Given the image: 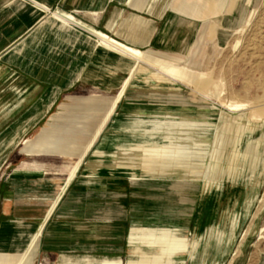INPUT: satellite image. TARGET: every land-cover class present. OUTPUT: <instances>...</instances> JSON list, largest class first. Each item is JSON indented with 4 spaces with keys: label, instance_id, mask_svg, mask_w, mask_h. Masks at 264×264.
<instances>
[{
    "label": "crops",
    "instance_id": "0c3cea01",
    "mask_svg": "<svg viewBox=\"0 0 264 264\" xmlns=\"http://www.w3.org/2000/svg\"><path fill=\"white\" fill-rule=\"evenodd\" d=\"M127 1L0 0V138L13 140L1 155L16 156L15 160L0 162V170L9 172L0 178V258L19 254L31 238L26 253L33 255L37 233L43 228L42 250L49 256L51 252H59L57 264H65L61 255L65 251H86L91 259L99 253H121L117 260H103L99 264H211L212 251L218 252L215 255L221 256L224 264L227 245L240 220L247 215L243 208L250 209L255 202L257 179L250 174L248 179L229 180L226 185L233 187L231 199L227 201L225 197L226 201L217 207L227 219L222 238L217 242L212 239H219L220 230L206 223L209 214H202L199 219L200 235L188 227L187 213L196 198H202V211L207 207L204 201L209 197L208 190L194 191L204 181L180 193L179 180L169 175H164L169 179H141L137 186L145 181L169 182L168 193L152 199L144 197L142 207L138 203L129 209V201L134 198L130 197L129 183L119 187L115 194L114 180H99L88 174L74 179L78 168L68 175L65 166L58 165V160L65 158L67 142L86 150L87 144L80 141L99 133L95 131L97 126L88 125L97 122L94 117L104 116L115 99L136 86L141 87L134 84L124 91L126 81L138 65L148 73L154 71L103 42L99 34L143 52L162 70L169 68L165 71L179 78L181 73L180 79L189 85L193 81L186 79L177 65L173 67L174 62L154 54L163 51L166 35L171 42L172 35H176L170 26L166 31L159 28L160 18L173 9L195 23L207 8L216 14L228 2L196 0L189 5L185 0H149L144 5L145 0L139 9L142 13L136 14L126 12ZM53 110H57L56 116L50 117ZM69 110L72 111L66 114ZM76 126L90 130L84 133L65 129ZM46 138L57 140L56 146L34 149ZM3 145L0 142V149ZM30 147L35 151L29 153ZM191 181L183 182L188 185ZM178 238L185 248L172 253L170 244ZM213 241H221V246L216 249L211 245ZM34 259L30 257V262Z\"/></svg>",
    "mask_w": 264,
    "mask_h": 264
},
{
    "label": "rangeland",
    "instance_id": "374dc122",
    "mask_svg": "<svg viewBox=\"0 0 264 264\" xmlns=\"http://www.w3.org/2000/svg\"><path fill=\"white\" fill-rule=\"evenodd\" d=\"M144 1L128 0L126 12L142 13L139 9L142 8L141 2ZM148 1L146 0L144 5ZM185 1L190 5L196 0ZM208 9L202 12L201 19L195 23H192V19L189 17L176 14L173 9H168L160 18L161 23H159V28L166 31L165 28L170 26L172 32H176V35H172L173 42L166 35L165 41L162 43L163 51H154V54L168 62H174L173 67L177 65L183 76L186 75V79L193 81L190 85H185L182 79L173 80L172 77H168L177 84L181 95L186 98L189 112H180L183 109L179 108L177 103L170 104L171 98L164 90L155 91L136 86L135 90H130L115 99L113 106H110L108 111L102 114L104 116L101 117L98 114L99 116L94 117L98 119L97 122L88 124L90 127L97 126L100 131L91 138L79 140L80 143H83L82 145L87 144L81 157H74L69 153H65V158L58 160V165L65 166V172H68V175L78 168L73 177L74 179L88 174L90 176L96 175L99 180H114L115 194L120 189L119 187L129 183L130 197H134L129 201V209L138 203L142 207V198L152 199V196L168 193L167 186L170 183L145 181L140 182L138 186L136 185L139 180L145 178L169 179L164 175L156 176L150 171V164L147 161L138 159L140 157L134 153L129 154L128 150L131 147L129 143L137 137L136 134H139L135 133V128L139 127L138 129L147 130L150 126L144 123L147 120L138 124L136 119L164 116L153 115L154 113H168L175 115V117L188 116V118L197 121L205 118L209 120V127L200 123H196L191 127L210 129L206 134L208 141L213 140V136L217 131L223 134L227 133V123L229 121L252 126V130L246 129L247 126H245L244 130L239 131L236 134L238 141L230 148L225 147L217 152L212 151L211 154L206 156V159L203 156L201 170L207 167L208 163H212L215 164L214 167L218 166L226 169L227 173L222 174L220 179H213L214 181L211 184L203 183V185L194 187V191L196 189L200 192L208 190L209 197L204 201L207 207L202 211V198H196L193 208L191 207V210L187 213L189 214L187 221L190 230H195L200 235L202 229H199V219L202 214L204 216L209 214L207 219L209 226L213 225L217 230H220L219 239L218 237L212 239L218 242L222 238L225 229L224 222L227 219L222 217L223 215L219 213L217 207L220 202L224 201L225 197L227 201L229 197L231 199L230 195L233 193H230L233 187H228L226 184L229 180L248 179L251 174L258 182L256 199L250 209L244 204L246 207L243 208V213L247 211V215L240 220L236 234L232 237L230 244L227 245L228 252L224 264H264V140L262 137L264 134V0H228L226 8L216 14L213 11L209 12ZM145 15L147 14L145 13ZM170 19H173L171 23ZM190 22L192 25H190ZM177 44L184 47H176ZM189 71L191 72L190 75H188ZM152 73H156V70ZM178 75L180 78L182 77L181 73ZM202 75L206 77L204 83L199 82ZM205 91L219 92L221 94L220 99L224 100L225 104L222 105L220 101L214 99L202 101L209 108L204 113L205 116L202 117L193 110L191 111L190 108L199 103ZM117 94H114V97ZM168 103L170 104L169 107L165 105ZM231 103H244L248 106L240 111H231L229 108ZM71 111H66V114ZM56 113L57 110H53L50 117H55ZM99 113L101 114V112ZM65 129H76L84 133H88L90 130L86 126L66 127ZM44 141L57 142V140L49 138L40 142ZM0 142L4 144L0 149V162L6 159L15 160V153L1 155L12 144L13 140L4 136L0 138ZM120 148L123 150L121 151ZM255 151H257L258 160L255 165H252ZM159 152L163 155V152ZM150 153L146 152L149 155ZM143 154L144 152H142ZM131 158H136V161ZM80 169H83V171L80 172ZM228 169L230 170L228 171ZM8 173V171L0 170V178H5ZM171 177L175 178L174 180H179L177 184H179L178 191L180 193L181 191L184 192L187 187H191L190 185H195L198 181L203 182L200 175L197 181L188 182V185H186L183 181L188 179L184 172L174 173ZM133 201L135 203H132ZM183 219L186 222V219ZM40 231L37 233V249L34 248L31 251L33 255L29 256H33V259L35 256V259L31 260L30 264H57L59 252H51L52 255L50 256L45 254L42 250L43 237ZM56 237L55 235L54 238ZM65 238L68 241L69 238ZM31 239L25 242L19 254L8 257L13 262L12 264H15L18 257L26 253L27 245ZM217 242H211V245L214 244L213 247L216 249L221 246V241ZM61 253L66 261L65 264H99L103 260H117V257H121V253H108L107 255L99 253L95 259H91L86 251H65ZM215 254H218V252L211 251L210 256L208 255L211 259L210 263L221 264L223 259L221 260V256L218 257Z\"/></svg>",
    "mask_w": 264,
    "mask_h": 264
},
{
    "label": "bare ground",
    "instance_id": "6f19581e",
    "mask_svg": "<svg viewBox=\"0 0 264 264\" xmlns=\"http://www.w3.org/2000/svg\"><path fill=\"white\" fill-rule=\"evenodd\" d=\"M55 15L67 21L72 20L70 17H64L58 14ZM99 37L103 42H108L113 46H115L116 48H118V50L135 58L139 62V64L141 63L147 65L153 68L154 70H156V73H148L146 68L142 67L141 65H138L134 70L133 74L131 75V77H129L128 80L126 81L124 91L126 89H129L131 87L130 85H134V84H139L144 88L155 91L164 90L167 93L168 97L171 98L170 104L177 103L179 108L183 109L180 112L183 111L184 113L189 112L188 110L189 105L187 103L186 98L183 95H181L180 89L176 87V84L173 81L180 79L177 75H175L173 72L169 70L163 71L161 66L150 60L141 51L133 50L134 48L131 49L119 45L116 42H113L107 36L99 34ZM168 77H172L173 80H171ZM205 81H206V77L202 75L199 79V82L204 83ZM220 95L221 94L217 91L216 92L205 91V93L201 97V100H199V103H197L196 105L190 108L191 111L193 110L202 117L205 116L204 113H206L209 110V108L205 106L202 101H205L207 99H214L220 101V103L224 105L225 101L220 99ZM170 104L168 103L165 105L169 107ZM247 106L248 105L244 103H231L229 105V108L231 111H240L246 108ZM153 115H164V116H150V117L136 119L137 120L136 123L138 124L147 120L144 123H147L150 126L148 127L147 130L138 129L139 127L135 128V133H139V134H136L137 137L129 143V145H131V147H129L128 150L129 154L134 153L140 157L138 159H144L145 161H147L150 164L149 166L150 171L154 173L156 176H160V175L171 176L174 173L184 172L186 178L188 180H193V181L198 180L201 175L205 184L207 183L211 184V182L214 181L213 179H220L221 175L227 172L226 169H222L221 167L218 166L214 167L215 164L212 163H208L207 167L202 169L203 170L202 171L200 166L203 164V162L201 161L202 158H204L203 156H205L206 159V156L211 154L212 151L217 152L219 151V149L221 150V148H225V147L230 148L238 141L236 134L239 131L244 130L245 126H247L246 129L248 130H252L253 128L252 126H248L247 124H243L235 121H229L227 123L228 126V129L226 131L227 133L223 134L222 132L217 131L213 136V140L208 141L206 139V134L207 132L210 131V129L191 127L196 123H200L201 125L209 127L210 126L209 120L205 118L197 121L196 119L188 118V116L175 117V115L173 116L168 113H154ZM96 131L99 132L100 130L97 128ZM262 137L264 140V134L262 135ZM40 146L52 147V146H56V142L55 141L39 142L38 145H34L33 147L34 149H36L39 148ZM29 149H30L29 153L35 151L31 147ZM120 149L121 151L123 150L122 148ZM83 151H84L83 148H78L76 144H74L73 142H68L65 145V152L69 153L72 156L76 154L79 155V153H82ZM159 151L163 152V155L160 154ZM142 152H144L143 155ZM146 152H151V153L154 152V154L151 155L150 153L149 155L146 154ZM131 159L136 161V158H131ZM257 160H258L257 151H255L254 156L252 158V165H255L257 163ZM229 170L230 169H228V171ZM169 248L172 253L175 252L177 253V252H181L182 249L185 248V244L180 238H178L172 241ZM3 257L0 259V264L13 263L11 259L3 258ZM15 264H30L29 255L27 253H23L20 257H18Z\"/></svg>",
    "mask_w": 264,
    "mask_h": 264
}]
</instances>
